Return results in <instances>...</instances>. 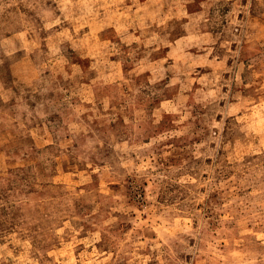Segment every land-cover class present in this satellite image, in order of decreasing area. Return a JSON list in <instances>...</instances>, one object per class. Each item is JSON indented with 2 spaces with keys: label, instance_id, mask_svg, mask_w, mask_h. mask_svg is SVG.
Instances as JSON below:
<instances>
[{
  "label": "rangeland",
  "instance_id": "1",
  "mask_svg": "<svg viewBox=\"0 0 264 264\" xmlns=\"http://www.w3.org/2000/svg\"><path fill=\"white\" fill-rule=\"evenodd\" d=\"M0 264H264V0H0Z\"/></svg>",
  "mask_w": 264,
  "mask_h": 264
}]
</instances>
